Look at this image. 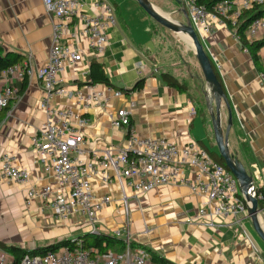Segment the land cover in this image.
<instances>
[{"label": "crops", "instance_id": "crops-1", "mask_svg": "<svg viewBox=\"0 0 264 264\" xmlns=\"http://www.w3.org/2000/svg\"><path fill=\"white\" fill-rule=\"evenodd\" d=\"M97 1L81 0L84 11L95 12ZM116 1L118 25L110 30L103 53L92 52L87 39L80 37L79 60L67 64L61 73L65 87L85 90L90 63L97 60L116 88L98 86L110 98L109 104L87 112L91 123L82 130L86 140L83 158L97 159L103 150L126 146V131L110 122L111 115L122 107L130 109L131 125L139 136L168 138L181 146L197 142L210 154L218 155L205 102L204 76L192 46L169 30L172 37L162 29L153 32L156 22L135 0ZM150 1L174 20L185 22L183 0ZM53 20L52 9L42 0H0L3 54H11L18 64L29 62L35 70L44 66L52 43ZM210 23L209 33L197 31L227 98L228 107L225 104L221 107L224 127L229 110L232 114L229 148L253 175L254 185L259 188L264 184V80L261 77L264 46L258 51L261 65L258 67L228 25L218 20ZM262 38L264 35L246 39ZM165 72L186 83L188 91L180 93L169 87L161 78ZM142 79L144 85L140 90L119 97L113 94L115 90L131 89ZM25 80L27 85L22 89ZM9 84L20 91L9 109L0 110V164L4 153L13 154L17 165L28 169L31 175L25 186L0 182V241L9 238L12 244L9 245L26 249L42 246L57 234L64 236L65 230L69 231L68 236L75 232H80V236L90 229L83 214L76 213L67 221H60L47 202L37 197L27 198L31 187L52 186L51 198L58 193L67 194L68 189L43 171L33 149L32 136L46 121V114L40 108L43 90L38 77L10 78ZM53 104L77 108L75 100L62 97L53 98ZM92 190L97 197L112 198L111 204L98 214L95 222L98 231L111 234L123 228L128 220L135 248L143 247L177 264H264V243L250 220L244 218L240 223L215 227L197 222L195 218L203 199L186 186L162 185L140 195L126 188L125 201L116 181L106 184L98 175L92 179ZM148 264L154 263L150 260Z\"/></svg>", "mask_w": 264, "mask_h": 264}, {"label": "built area", "instance_id": "built-area-1", "mask_svg": "<svg viewBox=\"0 0 264 264\" xmlns=\"http://www.w3.org/2000/svg\"><path fill=\"white\" fill-rule=\"evenodd\" d=\"M54 14L52 43L44 66L35 70L29 62L14 64L0 70V110L9 109L19 95V88L9 84L10 78L25 79L36 75L43 95L40 108L46 114L43 127L32 136V145L39 163L48 176L68 189L67 194L51 198L52 186L31 187L28 200L40 198L48 203L54 216L67 221L76 213L85 216L90 229L95 226L98 214L108 207L109 195L93 194L92 179L100 176L109 184L116 181L127 200L126 188L140 195L162 185L186 186L203 199L195 220L208 227L225 223H240L248 218V207L238 181L233 173L218 163L209 150L197 142L181 146L168 138H147L138 135L131 125V111L119 108L111 115V125L126 131V146L103 150L99 157L84 159L85 137L82 132L91 123L87 112L95 107L106 108L109 97L99 84H86V89H70L63 85L61 73L67 64L76 63L81 55L80 37L87 39L89 49L103 53L109 42L110 30L118 25L114 7L108 0H98L95 12L84 11L81 0H42ZM189 18L196 29L211 31V20H218L231 28L234 38L240 41L237 27L243 12L254 6L264 7V0H219L211 11L198 0H183ZM264 35V16L247 25L245 37L255 39ZM264 80V74L261 75ZM107 87V86H106ZM109 88V87H107ZM111 89V88H109ZM117 97L124 93L115 90ZM73 99L77 108L60 107L53 98ZM192 171V172H190ZM190 172V173H189ZM30 171L17 165L16 156L4 153L0 164V182L25 186L30 181ZM256 198L264 212V184L256 190ZM113 236L124 240L121 252H98L86 249L82 235L63 240L68 244L49 250L45 254L33 253L36 247L23 249L21 259L0 247V264H148L150 253L143 247L133 246L129 222L115 229Z\"/></svg>", "mask_w": 264, "mask_h": 264}, {"label": "water", "instance_id": "water-1", "mask_svg": "<svg viewBox=\"0 0 264 264\" xmlns=\"http://www.w3.org/2000/svg\"><path fill=\"white\" fill-rule=\"evenodd\" d=\"M135 1L157 24L175 33L192 46L204 76L205 100L212 123L215 142L218 147V155L222 157L226 167L236 177L239 188L249 204L248 219L254 231L264 243V227L261 222L262 211L259 207L258 199L255 196L257 188L254 185V177L247 171L239 158L230 151L228 136L233 124L232 114L229 110L227 125L224 127L222 124L221 107L222 104L228 107L227 98L222 83L218 80L213 64L200 40L197 29L193 26L185 8L183 9V13L186 20L185 22H181L171 18L169 14L160 10L150 0Z\"/></svg>", "mask_w": 264, "mask_h": 264}, {"label": "trees", "instance_id": "trees-1", "mask_svg": "<svg viewBox=\"0 0 264 264\" xmlns=\"http://www.w3.org/2000/svg\"><path fill=\"white\" fill-rule=\"evenodd\" d=\"M108 1L114 7L116 12V9L118 8V2L116 0H108ZM218 1L219 0H198L199 4L203 5L207 11H211L214 4ZM116 16H117V12H116ZM261 16H264V7L254 6L253 8L247 9L243 12L239 21V25L237 27V32L239 34L243 48L250 52L254 62L258 67L261 66L258 51L264 46V38L248 41L245 37V30L247 25L251 22V20ZM10 55L11 54L9 53L4 55L3 50L0 47V70L6 69L14 64H18L16 58L11 59ZM215 73L217 75L218 80H220L221 82L220 76L218 75L216 70ZM161 78L169 87L176 89L180 93H186L188 91L187 84L179 81L175 76H173L170 73L167 72L162 73ZM85 84H102L109 88L116 89L114 84L110 81V79L106 75L103 64L98 62L97 60L91 61L87 81ZM26 85H27V81L25 80L23 82L22 89H24ZM143 85H144V80L142 79L138 81L131 89H125L119 91L125 94H129L132 91L140 90L143 87ZM211 155L218 163L226 166L222 157L213 153ZM82 239H83L84 247L92 251L107 252L110 250L115 252H121L125 248L123 239L117 238L109 233H103V232L84 233L82 235ZM65 244H68V242L62 239L60 241L50 243L44 246H36L33 253L45 254L47 251L57 249L61 245H65ZM0 247L13 253L15 255L16 260L21 259L23 255V250L20 253H14L13 250L16 247L3 243L2 241H0ZM150 260L154 264H177L153 252L150 253Z\"/></svg>", "mask_w": 264, "mask_h": 264}, {"label": "rangeland", "instance_id": "rangeland-1", "mask_svg": "<svg viewBox=\"0 0 264 264\" xmlns=\"http://www.w3.org/2000/svg\"><path fill=\"white\" fill-rule=\"evenodd\" d=\"M160 29H162V31L163 32H165V33H167L169 36H173L171 33H169V31L167 30V29H165V28H163V27H161L160 25H158L157 23H156V25H154V27H153V29H152V31L153 32H158ZM176 36H178V35H176ZM174 42V41H173ZM178 44V43H177ZM205 91V90H204ZM201 99H203V96H201ZM205 102H206V100H205ZM263 216V217H262ZM261 222H262V224L264 225V212L261 214ZM264 227V226H263ZM65 232H67V233H65V235L63 236L62 234H57L56 236H52L51 238H50V241L49 240H47L46 242H45V244H43L42 246H44V245H47V244H50V243H54V242H57V241H60V240H62V239H64V238H66L68 235H70V233H69V231L68 230H65ZM72 234V233H71ZM78 234H80V232L78 233ZM78 234H77V232H75L74 234H72V236H68L69 238H74V237H77L78 236ZM81 234H82V232H81ZM83 235V234H82ZM3 243H6V244H11V242H10V240H9V238H5V237H3ZM25 240H27V239H25ZM49 241V242H48ZM23 242H21V244H22ZM26 243V242H25ZM12 245V244H11ZM22 248L20 249V248H15L13 251H14V253H20V252H22Z\"/></svg>", "mask_w": 264, "mask_h": 264}, {"label": "bare ground", "instance_id": "bare-ground-1", "mask_svg": "<svg viewBox=\"0 0 264 264\" xmlns=\"http://www.w3.org/2000/svg\"><path fill=\"white\" fill-rule=\"evenodd\" d=\"M263 217V216H262Z\"/></svg>", "mask_w": 264, "mask_h": 264}]
</instances>
